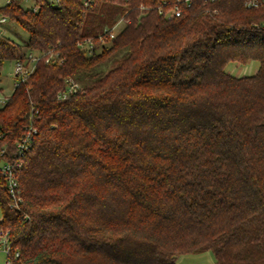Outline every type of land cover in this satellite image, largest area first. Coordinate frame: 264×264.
<instances>
[{"label":"trees","instance_id":"1","mask_svg":"<svg viewBox=\"0 0 264 264\" xmlns=\"http://www.w3.org/2000/svg\"><path fill=\"white\" fill-rule=\"evenodd\" d=\"M181 1L172 18L159 8L178 0L0 6L28 33L0 36V69L30 49L59 53L0 106L7 159L38 129L18 208L0 177L12 264H176L205 250L264 264V2ZM251 61L253 74L227 68ZM70 77L81 89L59 99Z\"/></svg>","mask_w":264,"mask_h":264},{"label":"built area","instance_id":"2","mask_svg":"<svg viewBox=\"0 0 264 264\" xmlns=\"http://www.w3.org/2000/svg\"><path fill=\"white\" fill-rule=\"evenodd\" d=\"M12 1H20L23 8L31 10L33 12H39L43 7H58L61 5V0H5L0 6L10 4ZM213 1V0H211ZM264 2V0H262ZM84 5L88 7L92 0H83ZM181 0H178L176 4L168 9L159 8L160 13H163L165 17L172 18L179 16L182 13ZM188 5L190 3L187 1ZM260 2L258 0H249L248 6L258 7ZM8 22H11L8 16L0 13V36H8L7 31ZM122 20L116 22L112 27L106 28L104 33L99 37L102 41L109 37H114L121 29ZM80 45L84 49H92L93 39L87 38L85 41L80 42ZM59 53L53 49L35 51L28 50L24 59H15L13 75L16 79L14 89L21 83L26 82L27 78L34 72L36 64L40 59H44L46 63L52 62L53 59H57ZM63 60H60L62 62ZM81 89V85L70 77L66 79V85L63 90H60L57 94L59 99L68 98L73 93H77ZM11 95H7L0 90V106L7 103ZM32 118V116H31ZM37 127L30 122L26 127V132L20 140L15 143V155L12 158L7 159L9 156V145L5 140V134L0 132V177L5 180V185L8 194L11 198L10 205L12 207H19L20 197V183L18 172L24 165V156L26 152L31 148L35 135L37 134ZM11 241L7 231L0 232V251L6 255L4 264H12L13 258L11 257ZM19 256V251H15V257Z\"/></svg>","mask_w":264,"mask_h":264},{"label":"rangeland","instance_id":"3","mask_svg":"<svg viewBox=\"0 0 264 264\" xmlns=\"http://www.w3.org/2000/svg\"><path fill=\"white\" fill-rule=\"evenodd\" d=\"M5 0H0V4L4 3ZM8 31L7 35L12 40L25 44L28 39V33L18 24L13 21L7 24ZM15 65V59L4 60L2 67L0 69V90L7 95H12L15 87V77L13 75ZM258 61H251L247 64L238 65L235 62H231L228 65V70L232 71L234 74H253L258 68ZM2 217V209L0 205V219ZM6 255L4 252L0 251V264H4ZM176 264H216L214 254L211 250H205L201 252H191V253H181L176 257Z\"/></svg>","mask_w":264,"mask_h":264},{"label":"crops","instance_id":"4","mask_svg":"<svg viewBox=\"0 0 264 264\" xmlns=\"http://www.w3.org/2000/svg\"><path fill=\"white\" fill-rule=\"evenodd\" d=\"M256 70H257V68H256ZM256 70H255V72H256ZM237 75H239V74H237Z\"/></svg>","mask_w":264,"mask_h":264}]
</instances>
